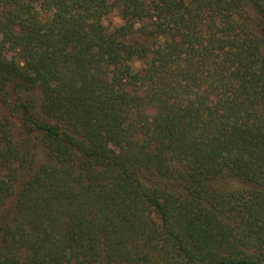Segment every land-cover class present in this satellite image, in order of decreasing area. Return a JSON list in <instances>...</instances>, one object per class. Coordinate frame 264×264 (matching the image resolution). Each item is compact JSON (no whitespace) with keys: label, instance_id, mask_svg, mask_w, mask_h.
I'll use <instances>...</instances> for the list:
<instances>
[{"label":"trees","instance_id":"16d2710c","mask_svg":"<svg viewBox=\"0 0 264 264\" xmlns=\"http://www.w3.org/2000/svg\"><path fill=\"white\" fill-rule=\"evenodd\" d=\"M0 264H264V0H0Z\"/></svg>","mask_w":264,"mask_h":264},{"label":"rangeland","instance_id":"374dc122","mask_svg":"<svg viewBox=\"0 0 264 264\" xmlns=\"http://www.w3.org/2000/svg\"><path fill=\"white\" fill-rule=\"evenodd\" d=\"M112 23L113 25H118L120 23L119 21V17L118 14L116 12H114L106 21V24ZM46 161L45 157L43 154H40L38 156L36 165H35V169L40 167L44 162Z\"/></svg>","mask_w":264,"mask_h":264}]
</instances>
